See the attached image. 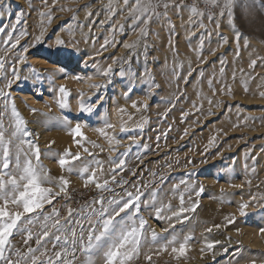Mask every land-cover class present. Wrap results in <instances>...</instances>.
<instances>
[{
	"label": "rangeland",
	"instance_id": "obj_1",
	"mask_svg": "<svg viewBox=\"0 0 264 264\" xmlns=\"http://www.w3.org/2000/svg\"><path fill=\"white\" fill-rule=\"evenodd\" d=\"M224 5L0 0V130L11 141L0 175L19 177L31 160L52 194L13 230L5 256L14 264H30L44 230L37 264H60L55 253L71 252L72 230L79 237L82 226L87 242V230L98 234L129 200L112 221L113 231L139 230L124 264H264V0H233L231 18ZM13 105L25 122L15 137ZM105 245L88 256L77 245L74 264H105Z\"/></svg>",
	"mask_w": 264,
	"mask_h": 264
},
{
	"label": "snow or ice",
	"instance_id": "obj_2",
	"mask_svg": "<svg viewBox=\"0 0 264 264\" xmlns=\"http://www.w3.org/2000/svg\"><path fill=\"white\" fill-rule=\"evenodd\" d=\"M128 0H125V3H127ZM213 3H215V0H212ZM233 0H225L224 7L229 9V17L231 18V5ZM151 3V0H149V4ZM137 4H139V0H137ZM165 8L168 7L167 4L164 5ZM143 11L146 12V9ZM193 14L196 13V9H191ZM221 15H223V11L221 12ZM147 22V21H145ZM58 43H62V41H58ZM15 47V44L12 45ZM26 51V49H25ZM24 57H20V61L23 62ZM0 68H3V62L0 61ZM110 71V69H109ZM107 75V73H104ZM13 75L15 76L16 73L14 72ZM18 78V77H17ZM10 86V83H9ZM59 91L66 96L67 93L63 87L59 89ZM4 93L0 91V96H3ZM66 104L61 101V107H65ZM35 111V110H33ZM84 111H91V107L85 108L83 105L81 106V112ZM13 115L16 117V126L15 130L11 133L12 137H15L17 133H19L22 129L21 126L25 124V122L21 119L19 113L17 112L15 106L13 105L12 108ZM111 127V125H109ZM76 135H80V126L79 124L76 126L75 129ZM28 133L25 132V135ZM11 141L5 140L4 131L0 130V148H2V156H3V164L2 167L4 169L9 168V147L8 144H10ZM39 148L38 146L35 147V158L37 162L39 161ZM74 159H79V155L77 154ZM59 164L63 167L65 164L68 163V160L66 159H60ZM120 164H123V161L119 162ZM16 167L20 168V161L17 157L16 160ZM22 174L17 176H10V178L5 181L3 176L0 175V200L3 201L2 204H0V264H14V262L5 256V251L10 247V237L13 234V230H16L18 228V224L21 223L22 218L25 216V214H31L33 212H36L37 209H41L43 207V204L45 202L51 203V189L50 188H44L41 186L42 182L47 180V177L42 175L43 169L41 167V170L38 172L36 168L32 166L31 160H28L25 162L24 167L22 168ZM84 171H87L85 168ZM18 181H22L23 184L18 183ZM62 183L64 187L61 188V191H64L68 181L62 180ZM106 183V182H105ZM8 185H11V188L8 187ZM97 188H100L101 185L97 184ZM203 191V189H201ZM132 194L129 193V196ZM134 199H139V197H135ZM101 204H103V201H100ZM109 204L114 203L113 201H109ZM9 204L16 206V211H10L9 210ZM132 204V200L124 202L122 205H120L118 208H114L112 210V213L116 216H118L121 212H125L126 209L129 208V206ZM181 204H183V198H181ZM247 205H241V215L244 214L243 209L246 208ZM22 208V211L20 210ZM196 205L194 204L191 208H183L181 207L178 213H174V215H181L184 212L188 211H195ZM107 209H101L100 216H104L107 212ZM159 211V210H158ZM54 215L58 216V213H53ZM113 214H109L107 219L103 220V230L100 231L98 234L96 233V230L94 228H90L87 230V237L85 242V230L81 226L80 229V235L77 237L76 232L74 230L71 231V235L73 237L71 243L72 248L71 252H65L64 256L62 257L61 252L55 253L56 261H59L60 264H74V261L76 259V251H77V245H79V251L84 253L86 256H88L90 253H92L93 248L100 245V242L102 240L106 239V245L101 249L103 258L105 261V264H117V261L119 260V264H124L125 260L132 259L133 253L137 252L138 246H139V230L133 226L131 228H121L118 232L112 230V221L114 218ZM69 215H71V210H69ZM45 221L48 219H51V217H45ZM24 223L31 224L32 219L29 217L27 220L23 221ZM146 222L141 220L139 229L142 230L144 227V224ZM53 227L56 228L57 232H61L64 228L63 225H60L59 219L55 220V223L53 224ZM45 229H47V225H45ZM211 231V229H209ZM49 236V231L44 230L41 235L37 236L36 244L37 248L33 249L31 247L28 248V253L32 256L30 264H37V261L39 260L38 256H35L34 253L39 251L42 245V241L45 240ZM32 238V233L29 230L27 232V239ZM61 237L59 235L55 236L56 241H60ZM153 239H155V234L153 235ZM25 243H27V240H25ZM64 245H67L69 243L68 238L65 237L64 239ZM170 243H175V241H170ZM187 238L184 243L180 244L179 249L173 247L172 251L180 253H183L186 248ZM130 246V247H129ZM53 247H56L54 244ZM209 248L212 247L211 244L208 245ZM72 256V260H67V255ZM17 255H20V253H17ZM40 255H46V252H41ZM23 259L27 260V256L23 257ZM18 264V262H17ZM47 264H54V261L49 257Z\"/></svg>",
	"mask_w": 264,
	"mask_h": 264
},
{
	"label": "built area",
	"instance_id": "obj_3",
	"mask_svg": "<svg viewBox=\"0 0 264 264\" xmlns=\"http://www.w3.org/2000/svg\"><path fill=\"white\" fill-rule=\"evenodd\" d=\"M176 4L178 5H183L186 7H196V5H200L202 4V0H174ZM78 196V195H77ZM78 198H76V200L78 201Z\"/></svg>",
	"mask_w": 264,
	"mask_h": 264
}]
</instances>
